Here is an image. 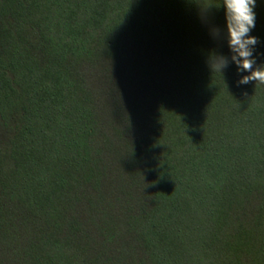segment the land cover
<instances>
[{
	"label": "trees",
	"instance_id": "16d2710c",
	"mask_svg": "<svg viewBox=\"0 0 264 264\" xmlns=\"http://www.w3.org/2000/svg\"><path fill=\"white\" fill-rule=\"evenodd\" d=\"M196 2L0 0V264H264V83Z\"/></svg>",
	"mask_w": 264,
	"mask_h": 264
},
{
	"label": "clouds",
	"instance_id": "9594fccd",
	"mask_svg": "<svg viewBox=\"0 0 264 264\" xmlns=\"http://www.w3.org/2000/svg\"><path fill=\"white\" fill-rule=\"evenodd\" d=\"M256 3L257 0H220L218 6L209 3L208 0H201V3H197V16L202 19V22L201 11L213 8L223 9L227 44L232 54L231 61L236 65L238 74L248 72L247 75L239 76L236 81L237 85H244L249 81L264 83V67H253L256 63V56L253 53L258 37L249 35L255 26L256 13L254 7ZM257 55L262 54L257 53ZM204 62L210 70L222 73L228 63L223 55H214L205 59Z\"/></svg>",
	"mask_w": 264,
	"mask_h": 264
}]
</instances>
